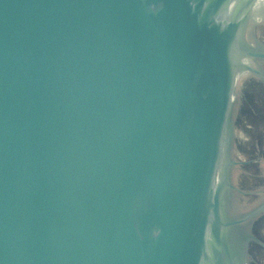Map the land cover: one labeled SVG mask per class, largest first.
Listing matches in <instances>:
<instances>
[{"label": "water", "instance_id": "obj_1", "mask_svg": "<svg viewBox=\"0 0 264 264\" xmlns=\"http://www.w3.org/2000/svg\"><path fill=\"white\" fill-rule=\"evenodd\" d=\"M258 1L0 0V264L249 263L229 122Z\"/></svg>", "mask_w": 264, "mask_h": 264}, {"label": "flooded vegetation", "instance_id": "obj_2", "mask_svg": "<svg viewBox=\"0 0 264 264\" xmlns=\"http://www.w3.org/2000/svg\"><path fill=\"white\" fill-rule=\"evenodd\" d=\"M262 7L263 6H261V8ZM253 29L254 26L249 29L248 33V38L252 39L253 44H251V46L245 44V46L251 51L264 53V45L258 41ZM251 58L258 62L250 66L264 72V66L260 64H264V57L256 56ZM241 91L242 108L240 111L242 110V113H247V116L252 122L250 125H247L248 129L246 132L248 136L246 137L247 139H245L248 140L247 142L251 143V147L246 145L248 143H245V145L242 144L240 153L238 154V162L243 168L245 167L243 180H245V177L250 179V181L254 180L255 177L264 180V171L262 167H260V165L264 164V159H262V155H264V79L253 73L252 76H249L247 80L243 82ZM248 149H250L249 153L246 151ZM260 187L261 190L256 189L255 192L259 193L262 191L259 195L261 197L259 204L261 203L264 209V183ZM246 215L248 214L237 213L232 206V210L230 211V217L232 219H239ZM249 219L250 224L242 225L235 232L233 231V235L231 233V242L234 250L240 249V247L243 248L244 242L248 243V254L250 259L248 264H264V212L257 221L256 219L252 221L251 217ZM249 230H251V233L257 240L252 239ZM236 242L238 243L237 248L234 244Z\"/></svg>", "mask_w": 264, "mask_h": 264}, {"label": "rangeland", "instance_id": "obj_3", "mask_svg": "<svg viewBox=\"0 0 264 264\" xmlns=\"http://www.w3.org/2000/svg\"><path fill=\"white\" fill-rule=\"evenodd\" d=\"M253 26H254L253 31L256 34L258 41L264 45V6L262 8L257 7L252 13V17L248 21L246 33L244 35V44L249 46L253 44L252 39L248 38L249 29ZM256 62L258 61L254 60L251 57H247L246 55H241L237 60L238 67H237V77H236V85H235V96H234L232 112L229 122L230 128L234 133L232 152L236 160H239L238 154L240 153V147L242 146V144L245 145V143H248L246 145L251 147V143L247 142L248 140L245 139H247L246 137L248 136L246 132V130L248 129L247 125L248 124L250 125L252 122L247 116V113L244 112L242 113V110L240 111V109L242 108L241 107L242 84L245 80H247L249 76H252L253 73H251L246 69L241 68V66L244 64L253 65ZM260 64L264 66V64L262 63ZM246 151L249 153L250 149ZM262 159H264V155H262ZM262 165H260V167H262V170L264 171V164ZM244 169L245 167L243 168V166H241V164L239 163L238 165H236V167H234L232 181L238 190H234L231 192L232 203L234 210L237 213H247L249 215L251 214V217H253L251 218V220L253 221L256 219L257 221L260 218V216H262L264 209L262 204L261 203L259 204V201L261 199L259 195L262 193V191H260L259 193H256L255 191L256 189L261 190L260 186L263 185L264 180H261L260 178H256V177L252 181H250V179L246 177L245 180H243Z\"/></svg>", "mask_w": 264, "mask_h": 264}, {"label": "bare ground", "instance_id": "obj_4", "mask_svg": "<svg viewBox=\"0 0 264 264\" xmlns=\"http://www.w3.org/2000/svg\"><path fill=\"white\" fill-rule=\"evenodd\" d=\"M258 2H259V3L257 4V5H258L257 7H259V4H260V3H261L260 5L264 6V0H259ZM257 7H256V8H257ZM259 18H260V17H259ZM260 19H261V18H260Z\"/></svg>", "mask_w": 264, "mask_h": 264}]
</instances>
